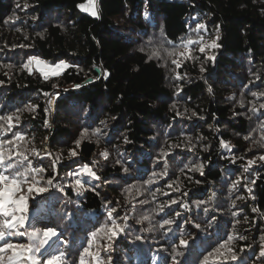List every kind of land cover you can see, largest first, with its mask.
Instances as JSON below:
<instances>
[{
    "label": "trees",
    "instance_id": "trees-1",
    "mask_svg": "<svg viewBox=\"0 0 264 264\" xmlns=\"http://www.w3.org/2000/svg\"><path fill=\"white\" fill-rule=\"evenodd\" d=\"M87 2L0 0V141L46 189L11 242L53 227L40 264H79L94 232L85 264H264V0Z\"/></svg>",
    "mask_w": 264,
    "mask_h": 264
},
{
    "label": "snow or ice",
    "instance_id": "snow-or-ice-1",
    "mask_svg": "<svg viewBox=\"0 0 264 264\" xmlns=\"http://www.w3.org/2000/svg\"><path fill=\"white\" fill-rule=\"evenodd\" d=\"M79 7H81L85 11H88L89 8H91V14L93 16L97 15V12L94 9L93 0H88V7H85L84 5H80ZM199 27L203 28L204 26L200 25ZM202 39L203 38L201 37V40ZM193 43H199V41L189 40L183 45L187 50L188 58H190L191 55V49L188 47V45ZM205 47H217V45L215 41H212L208 45L201 46L200 51L203 52L205 50ZM170 55H172V53H170ZM179 55L185 56V53L181 52L179 53ZM32 61H35L37 65H44V68H46L47 71H45L44 68H41L40 70L42 71L45 78H48L49 75H59L60 69L65 67L63 63L57 64L55 66H48L45 64V62L40 61L36 57H32L29 62L31 63ZM172 62L174 64H177V67L180 66V64L176 60H173ZM177 78H179V76H177ZM253 95L257 94L253 93ZM260 95H264V93H261ZM261 107L264 108V105H261ZM12 119V116H0V120H4L6 123H8L9 131L12 127ZM0 127H3V125H0ZM97 131H99V129H97ZM14 135L16 136V139H22V137L18 134ZM77 144H79V141H77ZM5 145H13V141H0V217L3 218L2 222H0V242H3L0 243V264H24L25 261L30 262V264H40V261H38L31 254L33 253V251L40 252L41 249L49 244L53 237L57 236V232L53 228H47L42 233L39 230L28 232L27 235L29 236V239L31 241H35V243H13L9 238L13 236H24L26 234L25 232L20 231V229L24 227L28 219L26 215V213L28 212L27 198L24 195H20L17 198V193L23 190L22 185L25 183L29 184V192H43L46 189L36 186L39 184V181L36 180L35 176H33L31 180H29L26 173L33 171V169L29 168L25 169L24 171L19 170L23 160H27L28 158L24 156L22 152L14 151L13 148L6 149L4 147ZM224 146L227 147V145ZM75 154L76 153L73 151L72 155ZM14 157H20L22 159L16 160L14 159ZM261 159H264V157H261ZM249 163L252 162L250 161ZM35 171L42 172L44 171V169H35ZM82 171L90 176L95 177V173L87 167H85ZM96 178L98 179V177ZM48 183H51V181H48ZM77 184L79 185L80 181H77ZM164 223L170 224L172 222L165 220ZM110 230L112 232V236H114L116 235L117 230L122 231L123 229L120 228L119 225H116L115 222H113L112 229ZM97 235L98 232L92 233V238H90L88 241V247H85L83 249V252L81 253L79 264H85V254L88 256H92L90 248L92 245V240ZM111 238L112 237L109 236V239ZM230 239L231 237H229V240ZM181 243L184 244L185 242L181 241ZM220 247H224V244H221ZM229 251H231V249H229ZM261 255H264V252H262ZM63 258V253L58 256L52 255L46 261V264H61ZM232 258L236 259L235 256H233ZM93 259L95 260L96 264H103L98 256L93 257Z\"/></svg>",
    "mask_w": 264,
    "mask_h": 264
},
{
    "label": "rangeland",
    "instance_id": "rangeland-1",
    "mask_svg": "<svg viewBox=\"0 0 264 264\" xmlns=\"http://www.w3.org/2000/svg\"><path fill=\"white\" fill-rule=\"evenodd\" d=\"M35 63V65L38 67V68H44V65H37V63L36 62H34ZM64 65H65V67L64 68H62V69H60V74H62V72L64 71V70H66V69H68V67H69V65L67 64V63H63ZM46 65H48V64H46ZM49 66V65H48ZM44 70L45 71H47V69L46 68H44ZM59 74V75H60ZM59 75H57V76H59ZM57 76H53V77H57ZM60 93V92H59ZM59 93H57L54 97H52V99H51V101H50V106H51V104L55 101V99L57 98V97H59V95H62L61 93L59 94ZM55 105V107H54V110H55V108H56V103L54 104ZM52 110V109H51ZM54 114H55V111H54V113H53V111H52V116H51V120H52V118L54 117ZM49 126L51 127V129H52V131L55 129L54 128V126H53V123H50L49 124ZM49 148H50V142H49V139L48 140H46L45 141V145H44V149H45V151H49ZM38 169V168H37ZM28 188H29V185H27V184H23L22 185V191H20V192H18L17 193V198L20 196V195H24L26 198H27V204H29V203H32V201L34 200V198H35V194H33L32 192H29L28 191ZM32 205H33V203H32ZM2 217H0V222H2ZM36 224L37 225H42V223L40 222V221H36ZM51 228H53V227H51ZM47 229V228H46ZM45 229V230H46ZM56 231V230H55ZM54 238H56V237H53L52 239H54ZM51 244V241L49 242V244L48 245H46L44 248H43V250L45 251L46 250V248L49 246Z\"/></svg>",
    "mask_w": 264,
    "mask_h": 264
},
{
    "label": "built area",
    "instance_id": "built-area-1",
    "mask_svg": "<svg viewBox=\"0 0 264 264\" xmlns=\"http://www.w3.org/2000/svg\"><path fill=\"white\" fill-rule=\"evenodd\" d=\"M93 3H94V9H95V11L97 12V15L95 16V17H98L99 16V8H100V0H93ZM85 7H88V2L86 3V5H85ZM84 12L86 13V14H89V15H92L91 14V8H89V10L88 11H85L84 10ZM55 101L51 104V109L53 110V113H54V107H55Z\"/></svg>",
    "mask_w": 264,
    "mask_h": 264
},
{
    "label": "water",
    "instance_id": "water-1",
    "mask_svg": "<svg viewBox=\"0 0 264 264\" xmlns=\"http://www.w3.org/2000/svg\"><path fill=\"white\" fill-rule=\"evenodd\" d=\"M96 72L100 74L101 73V69L100 68H96ZM87 82H93V79L92 78L88 79Z\"/></svg>",
    "mask_w": 264,
    "mask_h": 264
}]
</instances>
